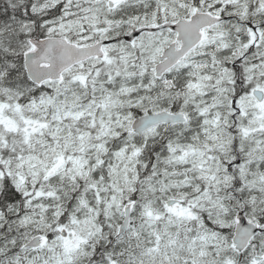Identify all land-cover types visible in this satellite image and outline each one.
I'll return each mask as SVG.
<instances>
[{"label": "trees", "instance_id": "16d2710c", "mask_svg": "<svg viewBox=\"0 0 264 264\" xmlns=\"http://www.w3.org/2000/svg\"><path fill=\"white\" fill-rule=\"evenodd\" d=\"M186 1L197 5L198 0ZM229 1L232 0H223L224 3ZM26 2L27 0H22L17 6L9 7L7 0H0V24L16 18H28L35 24H39L40 21L36 18L28 17L29 3ZM242 2L246 7L247 21L252 22L256 27H262L264 0H242ZM232 9V5L226 4L224 10ZM123 15L120 14L119 17ZM242 29L243 27L239 38H247L248 36L244 35ZM257 38L263 39V33L260 32ZM233 41L234 39L231 44L223 42L221 46L216 45L224 50L216 55L214 61L219 60L224 67L229 64L234 47ZM226 48L228 50H225ZM10 65L18 67V70L10 69ZM206 71L208 74L205 78L211 80L205 89V93H211L206 100L212 101L215 99L214 92L217 91L212 84H217L218 80L214 79L215 70L211 68V61L208 58ZM104 82L105 85H111L110 87L114 90L109 93L121 102H136L145 99L149 103L140 112L134 107L135 104H123L124 108L132 113V118L139 116L143 109L151 106H158L157 110L169 108L171 111H176L175 106L178 104L175 103V97L178 93L182 94L181 96L185 99L196 101V87L192 85V81L182 87L173 86L164 81L161 88L154 91L150 87L146 92H142L136 86L135 74L129 76L125 74L121 78H111ZM122 83H126L125 86L131 89L118 91L123 86ZM27 85L21 58L8 56L0 48V97L2 95L4 97L6 92H9L8 90H13L20 91L23 100H30L34 96L26 92ZM161 91L165 94L163 100H156ZM50 96L52 93H45L38 99L44 100ZM128 121L127 119V123ZM191 121H194L192 116ZM195 121H201L199 129L193 122L181 126L182 128H176L174 131L170 130V126H159L160 138L157 141V134L154 131L135 135L128 130L127 124L122 127L112 123L105 126V122L99 115L92 119L88 129L90 136L98 135L99 128H104V133L108 136L109 153L104 157V162L90 173L88 179L89 183H94L97 180L92 179L101 175L102 184L108 188L109 195L105 199L108 206L106 216L109 217V213L113 211L111 207L114 190H117L119 198L127 195V201H135L138 207L143 208V211L139 212L136 220L132 222V228L121 237L113 233L116 222L110 223L109 221L110 229H108L103 218L97 219L95 230L100 229L99 231L104 236L100 237L94 245L91 244L93 253L82 264H264V229L258 237L261 241L252 242L257 245L252 255L248 254L249 250L243 254H236L230 242L231 226L221 227L220 224L213 223L204 213H202L204 221L202 229L197 228L195 221L185 225L169 213L162 216L155 215L165 210L164 201L167 198H174L182 202L177 203L187 204L195 197V186L188 187L182 183L175 185V179L170 175L180 173L184 164L189 163V155L183 157L184 147L188 150L191 145L202 149L206 154H216L210 147L213 146L214 141L219 139L218 123L221 119H218L214 110L211 109V111L202 112L201 117L196 118ZM110 136L113 137L110 138ZM170 144L181 147V150L178 152L175 150L172 156L166 154L165 151ZM118 148H124L126 158L130 160V168L125 181L119 178L118 174L112 171L110 173L111 168L105 167L108 163L107 158ZM26 153L27 143L13 142L9 137L8 141L0 142V257L2 258L0 264L2 262V264H12L11 262L17 264V259L23 262L31 255L38 257L37 251L33 253L32 250L26 249L24 243L34 235H44L48 242L51 238L58 236L62 228L71 229L72 216L81 214L76 210V202L79 200L78 197L86 191L83 188L76 193L70 191L66 186L65 176L61 175L60 181L58 179L51 181L52 184L60 182L61 197L59 200H49L48 204L44 197L39 199V193H37V186L44 184L42 179L36 182L35 179H30L27 172L28 177L24 183L18 186L14 182L16 178L12 173L7 172L6 163L11 157ZM78 182L82 183L80 180ZM234 183L239 184L240 179L236 178ZM40 189L43 190V187ZM240 193L241 197H245L244 192ZM32 195L39 199L40 205L31 203V200H34L31 199ZM96 200V196L91 198V202ZM243 203L245 213L260 209L261 215L258 216V220L264 226V199L252 193L248 194ZM28 205L33 207V211L28 208ZM35 211L36 216L31 213ZM233 212L232 210L228 216L229 223L232 221ZM87 247L88 245L84 247V251ZM43 248L45 249L46 246ZM255 257L259 260L252 261L251 258L255 259Z\"/></svg>", "mask_w": 264, "mask_h": 264}, {"label": "rangeland", "instance_id": "374dc122", "mask_svg": "<svg viewBox=\"0 0 264 264\" xmlns=\"http://www.w3.org/2000/svg\"><path fill=\"white\" fill-rule=\"evenodd\" d=\"M12 1L14 2L18 0ZM78 1L80 0L40 1V6L34 11L39 12L42 10H49L58 12L60 14V17L57 20L45 23L49 24L46 30L48 35L54 33L62 34L67 32L68 29L74 28L72 25L67 26L69 22L63 21L62 18L69 17V15L71 14V12L69 11L71 5L74 4L75 6ZM113 1L117 5L123 0ZM176 1L177 0H166V3L171 4ZM213 3H215L214 0H202L200 5L208 9L213 5ZM179 6L184 8L182 4H179ZM165 7L166 6H164V8ZM64 9L68 10L64 12ZM19 23L25 22L20 21ZM15 29L17 30L18 27H16ZM9 31L10 30L3 28L0 33L2 35H6ZM81 39L82 38H80L79 41ZM144 41H146L145 44H142ZM93 42V40H90L87 42V44H91ZM169 42L170 38L163 36L149 40L141 38L140 43L131 45V47L123 45V42H117L109 45L108 49H110L111 51H118L122 53L125 58H129L130 56L135 54L136 47H143L144 51L149 54V59L155 60L159 58L162 53L161 50L167 47V44ZM19 45L20 47L23 46L22 43ZM96 64L97 62H92L90 64H85L79 66L75 70H72L71 75L73 76V79L74 77H76L77 79H84L86 74L89 73V68L92 65ZM252 103V97L244 96L240 101L243 113L240 117L237 118V120L242 119V117H248L250 119V121L244 124V127H241L242 133H240L236 137L237 149L241 151V154L245 156L246 160L253 154H257L260 145V141H257L255 143L252 141L249 131L254 130V128H249L248 123H252L253 125H256L257 128H259L261 127L260 125H263V122H258V120L264 118V113L261 111L262 108H259L257 105ZM228 105L229 104H227V106ZM30 111L31 110L28 108L26 109L17 104H14V101H12L11 103H8L7 101L3 102L0 106V136H2L13 126L14 129L17 130L16 119L20 118L23 124L22 134H24V137H33L35 139H39L38 137L42 136L43 134L44 127L30 118ZM82 113L83 112L80 111L65 112L63 117L64 119L79 120L82 116ZM126 118L127 115H120L118 116L117 120L122 121ZM74 131L76 132V129H74ZM84 135V133H75L73 135H69L68 139L63 140L62 147L68 153H65L64 150L59 149V147H53L50 150H45L42 155L14 157L8 165L7 172L13 174V176L16 178L14 182L18 186H20V182L25 179L24 173L26 172V169H29V175L31 176V178H36L40 173V170L42 169L44 170V173H49L50 176L57 173L68 174L70 172H74L76 174H81L82 172L84 176H87L91 169L96 168V166L104 162V156L108 154L109 149L106 142L95 144L92 146H90V144L86 145L82 140ZM238 141H240V144L238 143ZM172 145L173 144L169 145L168 149L165 151L166 154H169L171 156L172 154H174V151L176 149V146ZM218 150H220L221 152H225L227 151V148H225L223 144H219ZM224 159L227 163L233 161L234 157L231 154H226ZM246 160L244 161L243 165H241L237 170L239 175L243 176L245 185H248L251 182L260 186L261 183L256 177H253V179L250 180V177H245L243 175L249 169V167H247V164L245 163ZM107 162L108 163L105 164V167L111 168L110 173L112 171L114 174H118V177L125 181L126 175L130 168V160L126 158L124 148H118V150L115 151V154H112L107 158ZM184 165H187V168L182 169L181 173H171L170 175L175 179V185H179L182 183L188 187L195 186V197L189 200L187 204L182 206L172 208H168L166 206L163 212L159 211L155 215L162 216L165 213H169L170 215L175 216L181 223L184 222L185 225L190 223L191 221H195L197 224V228L202 229L204 221L202 213H198V211H200L204 212L206 217H210L209 219H211L213 223L220 224L221 227L233 226L232 221L231 223H229L227 219L232 210L234 211L235 207L238 206L237 201L239 200L238 196L234 194L237 190L232 188V176L230 173H228L227 167L221 160V157H205L202 152L191 148L189 163H185ZM90 186H92V184H90ZM93 188L101 189L93 193L97 197V200L91 202V198L93 197L91 194L90 197H87L86 199H79L78 206L79 211L82 214L73 216L72 224L77 227L76 231L80 236L85 235L90 237L91 235H95L96 239L98 237V233L95 232V219L98 218L102 209H107L105 199L109 194L108 188L103 186V184H97ZM257 189L264 198V187H257ZM117 193L118 192L114 190V194L112 195V202L115 205V208H117V206L121 204L122 200H126L127 198V195H122V198L120 199L117 196ZM181 200L184 201V199ZM28 208L33 211L32 206L28 205ZM139 210L143 211V208H140ZM31 213L32 215H37L36 212ZM113 214L114 213L112 211L111 215L113 216ZM257 215H261L260 209L253 211L248 215V217L249 219L256 221ZM104 221L108 225L109 217L104 216ZM80 238L81 237L75 234L71 237L59 239L58 246L61 249L60 255L62 256V259L52 258L48 264H69L82 260L85 255L84 252L81 253L80 246L82 245L81 241H84V239ZM258 240L261 241L260 239ZM88 242L89 241H87L86 243ZM256 247L257 245L255 244L248 254L252 255ZM49 253H46V255L51 256V254L57 253V250L52 249ZM251 260L254 261V259L252 258Z\"/></svg>", "mask_w": 264, "mask_h": 264}, {"label": "water", "instance_id": "95a60500", "mask_svg": "<svg viewBox=\"0 0 264 264\" xmlns=\"http://www.w3.org/2000/svg\"><path fill=\"white\" fill-rule=\"evenodd\" d=\"M222 20L224 18L213 17L208 13H197L189 21L182 20L173 25L134 31L126 40H131L142 31H156L165 27H169L178 33L177 40H181L183 44L182 51L175 53L174 45H172V47L164 52L163 58L169 56L170 59L166 65H160L156 68L157 75H160L202 41V29L211 27ZM32 44L34 45V50L25 54V63L29 77L36 83H41L46 79H61L62 72L69 68L71 64L90 57H101L103 55V43H98L95 46L85 49H76L63 39H48L42 42L32 41ZM72 50L80 54H73ZM185 121L186 118L182 114L173 115L168 112H163L137 119L132 124V129L135 132H143L160 123L172 124ZM168 204L172 205L173 202L169 201ZM131 208V205L125 208V218L119 227V234L123 233L129 226ZM258 228L259 225L249 221L242 211L237 213L235 216L232 243L238 252H243L248 247L250 241L256 235ZM38 244V239L36 238L31 240L28 246L35 248Z\"/></svg>", "mask_w": 264, "mask_h": 264}, {"label": "flooded vegetation", "instance_id": "af4514ba", "mask_svg": "<svg viewBox=\"0 0 264 264\" xmlns=\"http://www.w3.org/2000/svg\"><path fill=\"white\" fill-rule=\"evenodd\" d=\"M258 43L259 42H254L253 44ZM261 52L263 55H260ZM248 53L251 55L243 56V61H241V58L234 64L233 86L236 90V94L244 90L246 86H248V92H252L255 89L261 90L263 92V99L255 105L262 108L264 112V42L262 43L261 49L251 48L248 50ZM242 68H247L249 70L242 71ZM236 99L238 100L239 98ZM258 163L259 162L255 159L251 160V164L254 168Z\"/></svg>", "mask_w": 264, "mask_h": 264}]
</instances>
